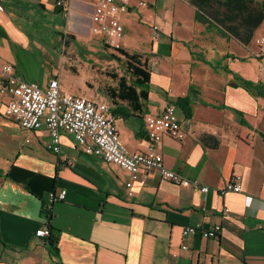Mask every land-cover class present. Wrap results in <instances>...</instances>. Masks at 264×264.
Here are the masks:
<instances>
[{
	"label": "crops",
	"instance_id": "1",
	"mask_svg": "<svg viewBox=\"0 0 264 264\" xmlns=\"http://www.w3.org/2000/svg\"><path fill=\"white\" fill-rule=\"evenodd\" d=\"M56 1L0 0V68L10 65L20 80L41 87L58 78L61 91L123 110L116 125L130 153L147 146L145 115L173 103L184 137L163 138V163L208 191L151 174L145 185L132 184L129 197L126 170L82 154L67 133L61 134L59 155L51 154L44 127L21 129L0 110V264H264V89L250 93L234 80L264 86V45L256 43L264 38V19L245 43L197 19L186 0H127L120 47L139 55L150 74L147 101L135 112L97 83L95 65L114 62L108 55L121 59L120 77L125 69L124 58L107 52L91 22L95 0H70L67 18ZM51 25L60 52L55 43H43L42 27ZM69 38L96 48L92 62L73 72H83L74 85L69 69L79 62L65 46ZM178 99L187 100L188 115ZM235 177L242 191L221 193ZM48 192L64 194L51 207L48 224L57 257L48 252L47 238L35 235L44 225L40 211ZM188 225L221 230L217 239L182 238Z\"/></svg>",
	"mask_w": 264,
	"mask_h": 264
},
{
	"label": "built area",
	"instance_id": "2",
	"mask_svg": "<svg viewBox=\"0 0 264 264\" xmlns=\"http://www.w3.org/2000/svg\"><path fill=\"white\" fill-rule=\"evenodd\" d=\"M127 0H95L91 22L103 38L104 44L111 50L121 49L120 40L124 32L120 23V15L127 11ZM55 5L60 9L63 17L70 15V0H57ZM4 7L0 4V11ZM258 45H264V38L256 40ZM8 95L4 100L0 97V110L3 116L11 119L19 128L37 131L42 127L47 132L44 148L51 154L59 155L61 134L67 133L74 141V148L87 156H96L105 163H112L126 170L130 177L126 182L127 196H132V184L143 186L151 174H156L162 181L205 193L208 187L189 181L177 172L164 165L162 153L159 150L164 137L181 141L184 134L176 118V107L173 103H166L158 115H145L144 141L147 146L142 150L131 152L121 141L116 118L111 108L100 102H94L84 97L69 94L60 90L58 78L49 79L43 87L36 83L20 80L10 65L0 68V96ZM221 193L241 192L239 177L230 180L220 190ZM64 199L63 193L48 192L41 207L40 216L44 222L35 235L47 238L51 232L49 223L51 207L56 201ZM228 210L225 209L224 213ZM221 230L220 225L211 229H204L201 225H188L181 228L182 238L198 235L202 239H217ZM182 250H187L185 245Z\"/></svg>",
	"mask_w": 264,
	"mask_h": 264
},
{
	"label": "trees",
	"instance_id": "3",
	"mask_svg": "<svg viewBox=\"0 0 264 264\" xmlns=\"http://www.w3.org/2000/svg\"><path fill=\"white\" fill-rule=\"evenodd\" d=\"M197 10V19L204 18L214 25L227 31L233 37L247 43L252 37L254 30L264 19V0H186ZM108 48L107 46H105ZM115 51L124 58L125 76L117 79V86L108 89L111 100L125 101L131 110L142 112V107L148 98V82L150 74L146 64L141 62L140 56L129 54L122 49ZM109 59L121 61L115 54L108 55ZM228 71V70H226ZM235 86H242L250 93L264 89V86L247 82L241 77L234 75ZM176 105L185 109L187 115L186 99H178ZM116 118L123 116L121 109H112ZM57 238L50 234L46 239L48 252L51 256L57 257Z\"/></svg>",
	"mask_w": 264,
	"mask_h": 264
},
{
	"label": "rangeland",
	"instance_id": "4",
	"mask_svg": "<svg viewBox=\"0 0 264 264\" xmlns=\"http://www.w3.org/2000/svg\"><path fill=\"white\" fill-rule=\"evenodd\" d=\"M132 15H130L131 17ZM36 20H38L40 23H42V17H35ZM133 29V27H131ZM43 31L41 35L44 37V42H48L51 45L55 43V47L58 48V52H60V49L62 48V43H60V38L58 34L55 33V31L52 29V25L50 26V29L42 27ZM32 33V32H31ZM69 43V44H68ZM65 43V46H70V51L74 52L75 54H78V62L74 68H70L69 70L72 72L71 77L74 79H70L72 84L80 83L81 77L83 76V72L80 71L78 75L74 74L73 72L79 69V65L81 66H88L89 61L92 62L90 59V55L93 57L92 53L94 51V47L89 46L88 44H85L84 42H77L75 40H72L69 38V42ZM53 47V45H52ZM85 48V50H83ZM101 48V47H100ZM105 48H101V51ZM107 52H113L111 49ZM104 53V52H103ZM68 58L70 60H74L76 57L71 54V52L68 51ZM77 60V59H76ZM124 60V59H123ZM71 62V61H70ZM95 67H97L96 73L98 74V81L97 83L100 84L103 94H105V90L108 91L111 85L115 84V81H117L115 78H113V75L118 76L117 78H120V76L123 75V69L120 65V63L117 60H114V62H110V64H104L103 62L96 63ZM69 68V67H68ZM82 69V68H81ZM95 72V71H94ZM111 84V85H110ZM110 85V86H109Z\"/></svg>",
	"mask_w": 264,
	"mask_h": 264
}]
</instances>
